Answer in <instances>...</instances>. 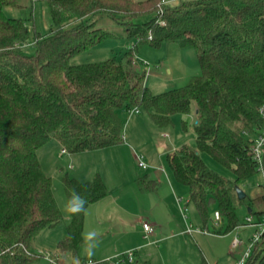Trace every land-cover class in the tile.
I'll list each match as a JSON object with an SVG mask.
<instances>
[{"label": "trees", "instance_id": "16d2710c", "mask_svg": "<svg viewBox=\"0 0 264 264\" xmlns=\"http://www.w3.org/2000/svg\"><path fill=\"white\" fill-rule=\"evenodd\" d=\"M46 1L49 32H36L34 52L27 54L26 20L4 13L5 6L22 4L0 0V251H5L0 264H30L38 255L31 249L32 239L64 217L38 149L52 139L70 153L120 144L121 111L133 106L144 108L159 126L170 124L175 113L197 110L196 149L184 145L167 159L175 178L188 187L189 201L204 227L211 220L210 211L217 210L222 224L213 225L212 232L234 230L242 224L236 208L243 203L262 221L264 184L256 210L248 194L238 197L236 186L258 172L248 149L256 127L264 125L258 111L264 101V0H179L175 5L163 0ZM99 13L123 31L99 27ZM142 14L154 17L136 22ZM117 35L134 41L123 60L70 63L74 54ZM164 41L192 47L200 73L182 86L154 92L133 54L142 44L159 47ZM201 152L231 169L235 179L209 168ZM61 180L70 220L58 250L78 255L86 208L106 196L108 187L100 174L82 181L64 172ZM136 184L142 191L159 186L149 174L137 176ZM114 263L115 259L81 258L79 264ZM202 264L208 262L203 259ZM244 264H264V232Z\"/></svg>", "mask_w": 264, "mask_h": 264}, {"label": "rangeland", "instance_id": "374dc122", "mask_svg": "<svg viewBox=\"0 0 264 264\" xmlns=\"http://www.w3.org/2000/svg\"><path fill=\"white\" fill-rule=\"evenodd\" d=\"M22 6H5L4 13L9 17H22L26 20L29 27V38L23 45V50L27 54L34 52V35L36 32L40 34H47L51 26V15L46 0H19ZM179 0H167L168 4L175 5ZM154 17V14H142L136 18V22L144 23ZM96 22L99 27L106 30L116 32L117 34L123 31L122 27L115 23L107 14L99 13L96 15ZM134 44V41L122 36L107 37L97 44L90 46L89 48L82 50L74 54L70 63H90L100 62L109 57H114L117 61L123 60L127 50ZM133 61L135 65L141 70L146 71L145 83L154 92H162L170 88L182 86L187 83L194 75L200 73L199 64L195 50L190 46H182L177 41H164L159 47L152 46L150 44H142L138 47V50L133 54ZM194 102V107H195ZM193 109V108H192ZM140 113H128L127 111H121V116L124 121V142L129 144L130 149L142 154L144 160L148 164L147 169H141L138 166V160L135 157L134 163L136 172L143 174L144 172H151L157 166L163 165L165 173L171 175V178L176 181L183 189L185 193L182 195L183 199L180 202L181 214L188 220V224H192L193 227H204L201 216L197 211L193 202L189 201V189L186 185L180 183L174 176L173 170L168 162L167 154L175 149H179L184 145L190 148L196 147V133L194 129V114L191 111L189 114L175 113L171 119L172 122L165 126L157 125L147 111L140 107ZM135 116L150 119V123L147 119V125L141 124V129L135 124ZM187 121V127H183V121ZM164 143L163 145H157V143ZM142 145V148L138 146ZM164 146V151L160 152V147ZM49 146H46V149ZM44 150L40 151V157L42 159V165L44 172L51 176L53 180V189L58 200L59 206H62L65 211L68 210L66 195L62 185V174L67 172L73 176V171L69 167V162L66 158L61 160L63 168L60 170L55 167L56 165L50 164L49 157L43 158ZM136 154V153H135ZM91 157L87 160V163L93 164V167L97 164L103 168V164L108 162V159L101 154H90ZM160 156V160H154V157ZM202 159L206 165L219 172L220 174L234 180L235 174L233 171L218 161H216L210 154L206 152L200 153ZM127 165L132 172L131 159L126 154ZM159 162V163H157ZM104 169L107 171L108 184L114 186L116 183L113 180V175L116 173L111 166L104 165ZM63 170V171H62ZM94 172V171H93ZM95 172L100 170L95 169ZM93 174V173H92ZM96 173H94L95 175ZM93 175V176H94ZM102 177V176H101ZM93 178V177H92ZM105 182V181H104ZM264 184V172L258 169V172L253 176L241 181L239 187L248 194L254 201L251 203L254 209H258V203L256 197L263 193ZM107 185V184H106ZM109 187V186H108ZM153 195V192H150ZM179 207V206H178ZM134 215H130L128 218V226H132L139 230V224H143L142 220L151 216V211H162L157 204H152V201L145 200L140 201ZM248 203L239 204L236 208V212L240 222L242 223L234 230L226 234L217 233H201L204 237L217 242L216 250L217 254L211 253L212 244L202 245L192 244L188 247L183 243L176 242L175 247L173 244L166 251L170 256L178 258L185 264H196L190 259L194 254L198 258H204L209 264H215L216 256H220L218 264H237V261L242 257L244 252L250 245L251 239L256 231L255 226L248 223L247 218L252 217L254 221L257 220L255 214H250L248 211ZM62 210V209H61ZM162 220L165 219V213H159ZM210 215H213V211H210ZM67 218H63L60 222L54 226H48L41 229L31 241V249L37 253V256L32 258L30 264H79L80 255H74L71 252L58 251V242L66 235V226L68 224ZM222 224V223H221ZM187 228V227H186ZM208 228L212 231L213 221L210 220ZM198 233V232H197ZM234 236H238L242 242L235 248H231V243ZM217 237V238H215ZM192 241V239H189ZM213 243V242H212ZM215 243V242H214ZM87 245V244H86ZM92 244L90 245V247ZM89 245L85 246V251H90ZM92 248V247H91ZM202 262V261H201Z\"/></svg>", "mask_w": 264, "mask_h": 264}, {"label": "crops", "instance_id": "0c3cea01", "mask_svg": "<svg viewBox=\"0 0 264 264\" xmlns=\"http://www.w3.org/2000/svg\"><path fill=\"white\" fill-rule=\"evenodd\" d=\"M133 113L137 114L140 112ZM193 114L195 122L197 114L196 109L193 110ZM135 117V124H137V127L140 129L141 124L147 125V119L150 123V119L148 117L147 119H144L143 117ZM163 144L164 143L162 142L157 143V145ZM46 146L49 147L46 149ZM138 146L142 148L141 144H138ZM164 149V146L160 147V152L164 151ZM193 149H196V147ZM41 150H44L42 155L43 158L47 159L49 157L50 164L56 165L55 167L57 170H61L63 168L61 160L66 158L69 162L70 169L73 171V176L77 179L82 181L91 180L96 174H100L107 184V187L109 186L106 196L91 203L86 208L83 228L84 242L78 252V255L81 254V258L114 260L117 255L124 254L128 250L134 249L135 264H142L143 260L149 261L150 264H185V262L170 256L168 252H166L170 248L171 244L175 247L174 243L176 242H181L188 245V247L192 244H212L211 253L217 254L214 249L217 247V242L215 240H210L209 238L200 235V232H185L189 222L185 219L183 214L180 213L181 210L179 211V208L182 207L180 202L183 199L182 195L185 193V189L177 184L176 181L171 178V175L168 176V174L165 173V169L162 164L157 166L151 172L143 173L149 174L151 178H154L159 182L157 190L142 191L138 188L136 178L137 176L143 174H138L136 172L134 159L136 154L139 153L134 150L133 154V148L130 149L129 144L122 142L117 145L97 150L70 153L60 144L58 140L52 139L38 149V157L42 164V159L40 157ZM176 150H178V148L173 151ZM101 153H103V156L108 159V162L103 164V168L100 164L93 167V164L87 163V160L91 157L90 154ZM127 153L131 159L132 172L127 165ZM153 157L156 161L161 158L160 156L155 157L154 155ZM104 165L107 167L111 166L116 172L112 176L116 183L114 186L110 187L108 184V174L104 169ZM140 168L145 170L148 167ZM95 169H99L100 172H95ZM94 173L96 174L94 175ZM150 192H153V195ZM142 200L143 202L145 200L152 201V204H157V206H159L162 210L158 212L153 209V211H151V216H147V218L142 220V223L145 221L152 225L153 231L149 233H146L142 224H139V230L132 226H128V217L130 215H134L136 211L139 212L137 206ZM60 208L64 214L63 218H67L69 221V211H65L62 206H60ZM161 212L165 213L164 220H162L159 215ZM190 238L192 241L189 240ZM86 244L89 245V247L92 244V248L90 247L89 252L85 251V246H87ZM190 259L196 264H202L201 261H203L204 258H198L197 255L194 254L190 257ZM220 259V256L217 255L215 264H218Z\"/></svg>", "mask_w": 264, "mask_h": 264}, {"label": "built area", "instance_id": "2783aa9c", "mask_svg": "<svg viewBox=\"0 0 264 264\" xmlns=\"http://www.w3.org/2000/svg\"><path fill=\"white\" fill-rule=\"evenodd\" d=\"M167 0H163V3H166ZM160 14L163 13V9H160ZM160 24H165V21L161 18L158 19ZM152 35L150 34V38ZM140 107L138 106H133L130 108H125V111L128 113H133V112H139ZM258 111L264 120V101L261 103V105L258 107ZM248 154L257 162L258 169H261L264 172V125L263 126H257L256 131H255V136L253 138V143L250 145L248 149ZM136 158L138 160V165L142 168H147L148 164L144 160V156L142 154H136ZM210 219L213 221V225L215 227H218L222 223V218L219 213V211L215 210L213 212V215L210 216ZM247 224H251L255 226V233L251 239L250 245L248 246L247 250L244 252L242 257L237 261V264H244L247 260V258L250 255L251 248L253 245V242H255L260 235L264 232V216L262 218V221H254V219L250 216L247 218ZM143 228L146 231V233H149L153 231V227L149 222H143ZM186 233H192V232H201V233H210L212 232L208 227H193L192 224H188L187 228L185 230ZM213 233V232H212ZM242 240L238 236H234L232 243H231V248L237 247ZM5 251H0V255L4 253ZM135 260V250L131 249L125 252L124 254L117 255L115 259L114 264H121L122 262H127V263H133Z\"/></svg>", "mask_w": 264, "mask_h": 264}, {"label": "water", "instance_id": "95a60500", "mask_svg": "<svg viewBox=\"0 0 264 264\" xmlns=\"http://www.w3.org/2000/svg\"><path fill=\"white\" fill-rule=\"evenodd\" d=\"M196 152H198V151H196ZM236 191H237V194H238L239 198H244L245 197L246 193L238 185L236 186ZM249 211H250V209H249Z\"/></svg>", "mask_w": 264, "mask_h": 264}]
</instances>
